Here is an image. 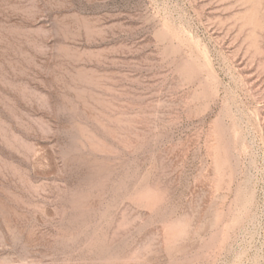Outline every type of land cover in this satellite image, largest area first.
Returning a JSON list of instances; mask_svg holds the SVG:
<instances>
[{"label": "rangeland", "instance_id": "obj_1", "mask_svg": "<svg viewBox=\"0 0 264 264\" xmlns=\"http://www.w3.org/2000/svg\"><path fill=\"white\" fill-rule=\"evenodd\" d=\"M0 264H264V0H0Z\"/></svg>", "mask_w": 264, "mask_h": 264}]
</instances>
